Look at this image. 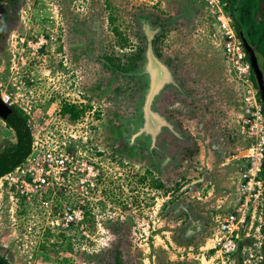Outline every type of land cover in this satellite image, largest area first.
Returning a JSON list of instances; mask_svg holds the SVG:
<instances>
[{
    "label": "rangeland",
    "instance_id": "obj_1",
    "mask_svg": "<svg viewBox=\"0 0 264 264\" xmlns=\"http://www.w3.org/2000/svg\"><path fill=\"white\" fill-rule=\"evenodd\" d=\"M0 8L2 93L27 109L37 148L75 155L42 195L0 180V254L10 264H264L258 216L233 233L235 250L217 243L257 139L249 86L205 0ZM15 141L1 123L0 153ZM79 208L82 218L65 225Z\"/></svg>",
    "mask_w": 264,
    "mask_h": 264
},
{
    "label": "built area",
    "instance_id": "obj_2",
    "mask_svg": "<svg viewBox=\"0 0 264 264\" xmlns=\"http://www.w3.org/2000/svg\"><path fill=\"white\" fill-rule=\"evenodd\" d=\"M208 8L214 13L219 33L223 40L225 56L232 65V69L238 78L247 83L249 88L244 96L246 104V123L250 136L257 139L256 150L252 153V165L242 174L243 181L240 184L239 199L236 208L229 212L219 221L220 238L217 243L224 248L223 252H231L236 249L233 242V233L238 231L239 226L246 222L248 214L251 217L258 216L264 220V177L261 175L264 167V102L259 91L256 92L251 77V65L241 36L238 34L234 24L232 14L227 10V1L225 0H205ZM258 93V94H257ZM11 96L5 95V101H10ZM33 139L30 153L26 158L11 171L0 177L5 178L9 189L14 187L20 194L28 197L35 194L42 195L45 189L53 183V170L59 168L66 162L74 164L75 155L68 153L65 158L54 154L51 150L37 148ZM35 147V148H34ZM29 155L31 157L29 158ZM29 158V159H28ZM28 159V160H27ZM60 163V165H59ZM82 171H89L90 168L82 162ZM74 168L77 169V166ZM75 169V170H76ZM87 171V172H88ZM83 211L73 209L66 215L65 225L72 221L82 218ZM227 238L224 242L223 239Z\"/></svg>",
    "mask_w": 264,
    "mask_h": 264
},
{
    "label": "trees",
    "instance_id": "obj_3",
    "mask_svg": "<svg viewBox=\"0 0 264 264\" xmlns=\"http://www.w3.org/2000/svg\"><path fill=\"white\" fill-rule=\"evenodd\" d=\"M225 1H227L226 8H228L233 16L238 34L245 38L253 47L257 54L260 67L264 70V0ZM5 36L4 33L3 41ZM251 70L254 82L258 87L253 67ZM14 122L15 128L17 129L16 135L18 137V142L13 145L9 144L0 155V177L20 164L31 151L33 138L26 118L23 119V117L18 116L15 118ZM2 261L6 264H10L4 258ZM118 264H121L120 260H118Z\"/></svg>",
    "mask_w": 264,
    "mask_h": 264
},
{
    "label": "flooded vegetation",
    "instance_id": "obj_4",
    "mask_svg": "<svg viewBox=\"0 0 264 264\" xmlns=\"http://www.w3.org/2000/svg\"><path fill=\"white\" fill-rule=\"evenodd\" d=\"M6 10H7L6 8H1L2 13H5ZM0 19H2L1 16H0ZM1 25L2 24L0 23V48L2 47L1 45H2V41H3L4 33H6V28L1 26ZM259 66H260V64H259ZM260 69H261V67H260ZM261 71L263 73V78H264V70L261 69ZM258 89H259V86H258ZM259 95H261L260 89H259ZM26 111H27V109L25 107H23L22 105L16 106L14 101H8V102L5 101V94H3L1 89H0V124L2 123V125H4L10 131L12 130V132L15 133V137H16V141L13 143L8 142L7 145L6 144L4 145V149L7 146H9V144L13 145V144L18 142V137L16 135L17 129L15 128L14 120L16 117L20 116V117H23V119L26 118V120L28 122V119H27L28 115H27ZM4 149H3V151H4ZM3 151L0 153V155L3 153ZM3 258L8 261V258L6 256H3L0 254V261H2Z\"/></svg>",
    "mask_w": 264,
    "mask_h": 264
},
{
    "label": "water",
    "instance_id": "obj_5",
    "mask_svg": "<svg viewBox=\"0 0 264 264\" xmlns=\"http://www.w3.org/2000/svg\"><path fill=\"white\" fill-rule=\"evenodd\" d=\"M242 39H243L246 51L248 53V57L251 61L253 70L255 72L257 83H258V86H259V89L261 92V97H262V100L264 102V78H263V73H262L260 66H259L257 54H256L255 50L251 47L249 42L243 37H242ZM0 264H5V263L0 261Z\"/></svg>",
    "mask_w": 264,
    "mask_h": 264
},
{
    "label": "clouds",
    "instance_id": "obj_6",
    "mask_svg": "<svg viewBox=\"0 0 264 264\" xmlns=\"http://www.w3.org/2000/svg\"><path fill=\"white\" fill-rule=\"evenodd\" d=\"M242 38V37H241ZM243 40V39H242ZM244 43V42H243ZM245 46V45H244ZM246 49V48H245ZM247 52V51H246ZM247 56H248V53H247ZM249 58V57H248ZM250 60V59H249ZM29 126V125H28ZM30 127V126H29ZM32 134V133H31ZM33 138V137H32ZM32 144H33V139H32ZM32 148V146H31Z\"/></svg>",
    "mask_w": 264,
    "mask_h": 264
}]
</instances>
